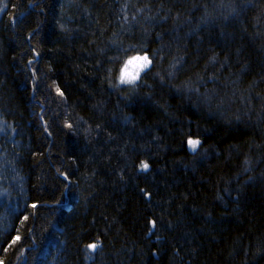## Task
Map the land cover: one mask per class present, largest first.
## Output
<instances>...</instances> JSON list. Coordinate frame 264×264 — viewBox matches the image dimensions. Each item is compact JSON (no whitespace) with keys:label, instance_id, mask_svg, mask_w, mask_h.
<instances>
[{"label":"trees","instance_id":"1","mask_svg":"<svg viewBox=\"0 0 264 264\" xmlns=\"http://www.w3.org/2000/svg\"><path fill=\"white\" fill-rule=\"evenodd\" d=\"M0 263L264 264V0H0Z\"/></svg>","mask_w":264,"mask_h":264},{"label":"snow or ice","instance_id":"2","mask_svg":"<svg viewBox=\"0 0 264 264\" xmlns=\"http://www.w3.org/2000/svg\"><path fill=\"white\" fill-rule=\"evenodd\" d=\"M133 62L137 63V71L133 75H128L127 73L122 74L120 77V82L122 84L134 83L139 77V72L142 71L144 68H147L148 65L151 63V60L147 56H143V57H134L133 61H130L129 63L132 64ZM188 143L191 145L192 149H195L197 144L199 143V141L190 140ZM142 168L147 169L148 165L143 164ZM35 207H36V205H33V208H35ZM16 239L18 240L19 237H17ZM88 247L92 250H95L98 247V245L97 244H90V245H88Z\"/></svg>","mask_w":264,"mask_h":264},{"label":"rangeland","instance_id":"3","mask_svg":"<svg viewBox=\"0 0 264 264\" xmlns=\"http://www.w3.org/2000/svg\"><path fill=\"white\" fill-rule=\"evenodd\" d=\"M130 61H133V58L129 59V60L126 62L125 66H124V69H123V71H122V74L127 73L128 75H133V74L136 73V71H137V63H136V62H133L132 64H130V63H129ZM149 67H150V64L148 65L147 68H144L142 71H140V72H139V77L141 76L142 73H144L146 70H148ZM122 74H121V75H122ZM139 77H138V79H139ZM138 79H137V80H138ZM137 80H136V81H137ZM136 81H135V82H136ZM135 82H134V83H135ZM128 84H131V83H128ZM198 146H199V143L197 144V146H196L195 149H192L191 145L189 144V149H190L191 151H195V150L198 148ZM0 264H1V263H0Z\"/></svg>","mask_w":264,"mask_h":264}]
</instances>
